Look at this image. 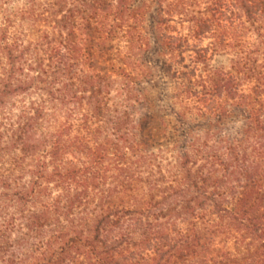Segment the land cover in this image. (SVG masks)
<instances>
[{
    "label": "trees",
    "instance_id": "1",
    "mask_svg": "<svg viewBox=\"0 0 264 264\" xmlns=\"http://www.w3.org/2000/svg\"><path fill=\"white\" fill-rule=\"evenodd\" d=\"M0 264H264V0H0Z\"/></svg>",
    "mask_w": 264,
    "mask_h": 264
}]
</instances>
